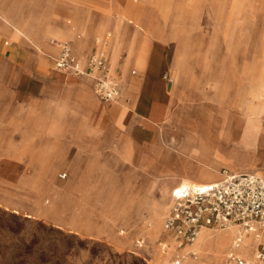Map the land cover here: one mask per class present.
I'll use <instances>...</instances> for the list:
<instances>
[{
  "label": "rangeland",
  "instance_id": "obj_1",
  "mask_svg": "<svg viewBox=\"0 0 264 264\" xmlns=\"http://www.w3.org/2000/svg\"><path fill=\"white\" fill-rule=\"evenodd\" d=\"M12 1L16 6L30 7L35 18H41L38 21L40 24H37L40 28L43 27L41 26L44 21L43 15L50 19L46 25L45 35L51 40L44 42L43 45L59 47L60 42L68 39H54L47 33L56 20V15L53 16L50 10L47 13L43 11L45 7L50 8L49 0ZM178 1H133L140 12L135 16L124 10L119 11L120 19L130 21L127 18L129 15L139 21V25L134 24L142 31L147 27L163 28L168 20L167 32L174 34L180 29L174 25L177 18L181 21L180 33L187 32L188 55L193 69H187L188 83L182 88L176 115L166 124L160 125L159 133L153 139L156 150L153 163L156 167L145 168L138 163L124 167L123 159L118 160L112 167L101 164L96 166L92 179L95 180L104 171L108 177L103 184L95 186L94 181L92 183L87 180L75 181L72 188L77 197L69 194L70 198L65 196L66 199L63 200L53 194L55 191L53 183L49 188L44 180L43 171L48 164L43 159L40 161V169L32 179V184L29 181L5 179L17 178L19 170L16 161L11 164L3 163L0 165V264H150V252L155 250L161 254L159 243L164 240V236L162 234L154 247L147 241L144 233L153 223L150 222V215L143 207L137 209V212L144 214L138 226H129V198L134 191L137 193V190L138 193L146 190L148 195L157 196L167 177L176 176L169 173L168 168L164 166L167 164L169 168L180 172L181 170L176 169L178 165L182 163L185 166L190 161L188 146L193 145V141L199 143L201 140L198 135L199 126H210L217 118V113L223 110V102H216L220 94L214 88V80L221 83L227 80L228 83V96L223 99L226 104L224 116L230 119L228 127L230 128L231 124L233 125L231 121L241 114L246 116L242 141L240 144L232 145L233 151L244 158L262 154L264 146L260 139H263L261 126L264 120L261 123L256 122L257 117L235 107V101L242 96L247 106L251 105L252 93L256 92L258 84L264 77V0H231L232 7L226 4L227 0H185L184 9L176 16ZM62 2L63 0H59L58 6ZM85 2L91 15L112 12L110 0ZM67 11L62 9L59 17L65 21L72 20L73 23V17ZM213 19L216 21L222 19L223 33L220 37L212 35ZM225 19L226 24L223 22ZM193 21L198 24L197 28L192 25ZM230 32L236 37L231 38ZM0 33L25 40L5 28H0ZM95 43L99 42L95 40ZM167 45L170 51H175V42L170 41ZM226 45L231 46L228 54L224 51ZM215 46L221 48L219 53L214 51ZM58 57L59 54L54 58L55 68H57L55 60ZM123 59L124 53L119 61ZM85 62L87 63V59ZM218 64L222 65L223 69H219ZM111 70L114 72V69ZM132 70L136 69H128L129 76ZM123 104L128 107L127 103ZM228 134L220 141L223 143L227 141ZM4 140L0 139L1 142ZM3 150L0 143V160L5 157ZM229 163L224 164L221 169L219 164L216 168L207 170L203 174V181L206 182L201 183L219 181L222 169L244 171L251 169L237 166L233 161ZM62 173L68 172L64 168L55 172L54 184L59 191L67 192L69 178L61 179L59 175ZM216 178L218 179L215 180ZM117 225L120 226V232L114 230ZM127 237L132 239L128 246H124L121 243ZM141 241L143 242L140 245ZM146 244L152 248H148ZM199 257L188 256L186 262L190 259L196 261Z\"/></svg>",
  "mask_w": 264,
  "mask_h": 264
},
{
  "label": "crops",
  "instance_id": "obj_2",
  "mask_svg": "<svg viewBox=\"0 0 264 264\" xmlns=\"http://www.w3.org/2000/svg\"><path fill=\"white\" fill-rule=\"evenodd\" d=\"M133 1L139 0H110L112 14L109 11L96 16L89 13L85 0H63L55 10L57 26L65 24L76 28L73 38L64 39L72 44L73 52L74 40L86 35L82 42L84 52L76 53L79 55V63L83 64L94 52H105L107 63L114 69L112 74L121 84L119 99L113 104L98 99L94 91L93 77L78 78L53 66L54 58L60 54V49L53 45H43L51 40L45 35L49 18L43 15L41 28L37 25L40 24L38 21L41 18L36 19L34 29L40 36L34 39V42L39 49L25 40L0 33V139H5L0 141L5 151L0 165L16 161L19 170L17 178L5 179L29 181L32 184L43 159L48 164L47 177L55 187L53 194L62 199L59 196L77 197L72 184L76 183L80 172L87 168L89 163L101 162L112 167L118 160L123 159L124 167L137 163L145 168L156 167L153 163L156 154L153 139L159 133L160 125L166 124L176 115L182 88L188 83L187 69L193 67L188 55L187 32L180 33L181 21L175 19L174 25L180 29L174 34L167 32L168 20L163 28L147 27L142 31L132 21L120 19V10L133 16L140 14L139 7L134 5ZM184 4L185 0L178 1L176 16L184 9ZM226 4L232 7L231 0H227ZM48 5L50 8L45 7V13L54 10L50 0ZM62 9L68 10L67 13L73 17V23L72 20L65 21L59 17ZM78 12L79 24L82 30H85V35L77 25ZM221 21L222 19L212 20L214 37H220L223 33ZM223 22L226 24V19ZM192 25L198 27L194 21ZM102 28H105L107 43L99 46L92 37ZM230 34L231 38L236 37L233 33ZM114 39L122 43L118 57L110 52ZM170 41L175 42V51L168 49L167 43ZM230 50L231 46L226 45L224 51L228 54ZM214 51L219 53L221 48L215 46ZM122 53L124 59L119 61ZM217 67L223 69L220 64ZM128 69L136 70H132L129 76ZM133 71L136 72L135 75L132 74ZM166 76L170 77L172 82L166 80ZM219 83L221 81L214 80L218 87ZM221 84L227 85V80ZM218 92L220 94V90ZM123 102L128 104L127 108ZM245 120L246 116L241 114L231 121L233 125L231 124L228 132L230 144L241 143ZM215 121H219V118ZM221 121L220 118L219 123ZM261 136L263 139H260V143L264 146V122L261 126ZM261 153L262 164L259 169L246 171H253L264 177V149ZM224 164L220 165V169ZM60 168L68 172L59 175L60 178L66 175L61 179L69 178L67 192L59 191L54 184L55 172ZM164 168H168L169 173L176 174L180 182L190 179L187 180L190 185H212L222 178L221 175L217 182L202 184L201 182H206L203 181V174L194 169L183 170L182 163L176 168L183 170L180 172L169 168L167 164ZM224 170L230 169H222ZM230 171L245 172L242 169ZM114 230L120 232V226L117 225ZM162 234L163 239H166L164 229ZM243 237L256 240L257 250L258 240L254 236ZM130 239L132 237H127L121 244L128 246ZM174 251L175 249H172L168 253L160 254L153 250L150 252L149 263L165 264L168 260L172 261ZM232 252L238 254L236 251Z\"/></svg>",
  "mask_w": 264,
  "mask_h": 264
},
{
  "label": "bare ground",
  "instance_id": "obj_3",
  "mask_svg": "<svg viewBox=\"0 0 264 264\" xmlns=\"http://www.w3.org/2000/svg\"><path fill=\"white\" fill-rule=\"evenodd\" d=\"M50 3L52 4V8L54 9L52 10V15L55 16V10L58 7L59 0H50ZM127 18L132 21V23H137L139 25V21L133 19L131 16L128 15ZM55 21L47 31V33L52 36V38L63 39L74 37V32L76 28L68 27L65 24L63 26L58 24L57 26L55 24ZM76 21L78 28L85 35V30H82L79 24V16H77ZM35 27L36 18L32 11H30V7L24 5L16 6L12 0H0V28H5L13 31L18 37L25 39L28 43L38 48L39 46L36 45L34 39H37L40 36V33L35 32ZM104 29L105 28H102V30L97 31L95 36L92 37V39L99 42V46H103L107 43L105 39L106 34L104 32ZM85 37L74 40L75 44L73 55L76 60H79V55L77 56L76 53L84 52L82 42L84 41ZM121 44L122 43H120L118 40L114 39L111 45V54L115 56L117 55L118 57L121 53ZM82 65L85 66L86 62H84ZM214 88L216 91L220 90V98L216 99V102H223L222 109L224 110L225 100L223 99L228 96L229 88L227 85H223L222 88H220L217 86V84H214ZM205 95H207L206 92ZM252 97L253 98L251 105L248 106L244 101V98L242 96L239 97L235 101V107L239 108L242 112H250L252 116L257 117L256 122L261 123V121L264 120V77H262V80L258 84L256 92L252 93ZM223 110L217 113L219 121H213L208 127L199 126L198 135L201 140H199V143L197 141H193V145L188 146L187 151H190V153L188 154L190 157V161H188L187 164L183 166V170L194 169V171H198L204 174L207 170H212L213 168H216V166H218L219 164H230L229 161L235 162L237 166L239 165L242 167H250L251 169H259L260 165L262 164L261 155H253L248 158H244L239 153L233 151V144H230L228 140L224 143L220 141L222 137H225L228 134V120H230L226 115L224 116L225 113H223ZM220 118L222 120L221 123H219ZM194 143H197V145L195 146ZM101 164V162L89 163L88 167L80 172L79 177L76 181L87 180L89 183H92L94 181L95 186L103 184L108 177V174L104 171L95 180L92 179L93 172L96 166H100ZM47 169L48 168L43 171V177L48 187L50 188L52 185V181H49L47 177ZM97 174H99V172ZM190 186L193 185H190L187 180H183L180 182L177 176H168L161 186L160 193L155 197L148 195L146 193V190L139 193L138 190L137 193L134 191L129 198V226H138L144 214L137 212V209L140 207L145 208V210H147L146 212L150 215V222H152L153 225L148 229L147 232L144 233V235L147 241L151 243V246L154 247V244H156V242L160 239V236L163 233L164 222L166 219L165 215L167 213L166 211L168 210V208H170V203L172 202L174 191L181 187ZM62 199L65 200L66 197L63 196ZM238 234V237L242 236V240L241 243L238 245L239 248H236ZM244 235L248 234H243L241 227L236 225L218 230L202 229L193 246V249L201 253L200 257L196 261L190 259L188 262H186V259L189 258L186 257L184 264H228L227 257L232 251L238 252L240 257L253 260L254 254H256V240L245 239L243 237ZM169 240L170 241L168 242L170 248L166 253H168L172 249H175V243L172 239L169 238ZM151 246L147 245L148 248ZM140 255L141 254H139V256ZM171 262L172 261L168 260L165 262V264H171Z\"/></svg>",
  "mask_w": 264,
  "mask_h": 264
},
{
  "label": "built area",
  "instance_id": "obj_4",
  "mask_svg": "<svg viewBox=\"0 0 264 264\" xmlns=\"http://www.w3.org/2000/svg\"><path fill=\"white\" fill-rule=\"evenodd\" d=\"M59 49V57L55 60L57 69L80 78L93 76L98 99L107 104L118 101L121 84L112 74L104 51L92 53L83 67L74 58L70 42H60ZM165 79L172 82L168 76ZM221 175V180L216 184L193 185L174 191L172 205L164 222L167 238L159 243L162 253L170 248L167 239L175 243L171 264H184L186 257L200 256L193 246L202 229H222L235 225L241 227L243 234L254 236L258 245L254 260L247 261L231 252L227 257L228 264H264V177L251 171L230 170L222 171ZM241 240L242 236L238 237L237 247Z\"/></svg>",
  "mask_w": 264,
  "mask_h": 264
}]
</instances>
